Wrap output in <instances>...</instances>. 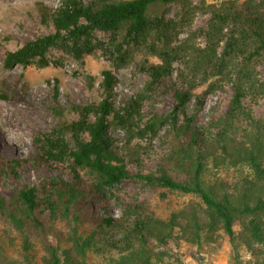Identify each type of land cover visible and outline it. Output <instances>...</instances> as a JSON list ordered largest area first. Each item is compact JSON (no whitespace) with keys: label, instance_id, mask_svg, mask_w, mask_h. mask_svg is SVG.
<instances>
[{"label":"trees","instance_id":"trees-1","mask_svg":"<svg viewBox=\"0 0 264 264\" xmlns=\"http://www.w3.org/2000/svg\"><path fill=\"white\" fill-rule=\"evenodd\" d=\"M171 3L178 4L181 21L167 17ZM40 12L53 30L7 51L5 67L43 58L52 47L80 60L99 48L96 31L123 30L113 57L125 61L131 44L144 48L157 59L142 63L146 89L163 84L174 104L145 120L140 94L115 107V77L103 70L105 96L98 103L72 104V120L59 111L56 126L32 134L33 151L24 156L0 150V180L18 178L26 168L36 175V181L0 196V217L20 233L18 250L26 264H184L180 243L220 245L221 238L234 264H243L242 252L253 264H264V115L256 117L251 109L260 99L264 103V73L258 70L264 65V0H61ZM198 13L208 17L199 29L203 45L178 43L181 22ZM173 73L178 82L167 85ZM227 85L232 95L224 112L199 123L198 110L188 108L191 100L201 104L194 91L205 86L206 95ZM162 128L170 151L154 170L143 172L131 143ZM126 179L188 198L166 217L140 202L115 214L98 200Z\"/></svg>","mask_w":264,"mask_h":264},{"label":"rangeland","instance_id":"rangeland-1","mask_svg":"<svg viewBox=\"0 0 264 264\" xmlns=\"http://www.w3.org/2000/svg\"><path fill=\"white\" fill-rule=\"evenodd\" d=\"M60 2L61 0H0V95H5L0 96V150L7 157L18 158L32 152V134L42 135L56 126L59 111H62V117L72 120L77 117L71 109L72 104L98 103L105 96L100 86L103 70H109L115 77L110 96L115 107L136 97L137 94L143 97V120L154 112L167 113L173 107V94L163 84L156 85L151 90L146 89L149 76L141 70L142 63L145 59L155 63V57L149 56L141 46L133 44L126 48L128 57L125 61L120 62L113 57L116 44L123 40V30L116 33L96 31L95 40L100 42L99 48L80 60L61 48L52 47L46 51L43 58L36 56L27 64L5 67L4 57L7 51L15 50L26 41L53 30V26L42 19L40 9L56 7ZM166 13L167 17L181 21L178 4H169ZM207 18V15L198 13L187 23L182 21L183 24L177 29L178 43L187 40L203 45L204 39L199 34V29L206 25ZM173 67L179 65L174 63ZM258 70L264 73V65H258ZM175 78L173 73L165 79V83H177ZM204 87L194 91L195 95L201 97V104L198 105L193 100L188 103L190 111L194 108L198 110V122L201 124L207 123L208 118L216 119L224 112L232 95L229 85L206 95L203 94ZM251 109L256 117L263 116V100L252 104ZM116 132L123 135L120 130ZM131 147L141 162V170L147 172L154 170L166 158L171 144L166 129L162 128L156 136L147 135L143 140H133ZM41 169L42 172L47 170L44 166ZM131 169L133 172L137 171L134 165ZM34 181L36 175L30 168L20 171L18 178H2L0 196L8 197L14 189ZM106 194L105 199H99L98 202H106L115 214L121 213L124 204L140 202L160 217H166L188 198L179 193L153 189L131 179L108 188ZM98 202L95 200V205ZM20 239V233L0 217L3 264H26L18 250L21 246ZM13 240L15 246L10 245ZM178 253L184 264H234L225 238L220 239V245L202 244L197 247L180 243ZM242 261L243 264H253L245 252H242Z\"/></svg>","mask_w":264,"mask_h":264},{"label":"crops","instance_id":"crops-1","mask_svg":"<svg viewBox=\"0 0 264 264\" xmlns=\"http://www.w3.org/2000/svg\"><path fill=\"white\" fill-rule=\"evenodd\" d=\"M217 256V255H214V257Z\"/></svg>","mask_w":264,"mask_h":264}]
</instances>
